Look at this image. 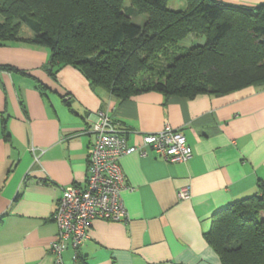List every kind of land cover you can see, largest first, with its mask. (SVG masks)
<instances>
[{
  "label": "crops",
  "instance_id": "obj_1",
  "mask_svg": "<svg viewBox=\"0 0 264 264\" xmlns=\"http://www.w3.org/2000/svg\"><path fill=\"white\" fill-rule=\"evenodd\" d=\"M48 58L22 39L0 44V264H54L53 212L64 187L85 183L89 128L100 111L124 128L129 145L169 124L192 155L170 162L146 147L121 156L127 219H93L78 253L89 264H221L203 233L216 209L264 179V88L117 99L71 65L52 77ZM73 254L65 248L62 264H74Z\"/></svg>",
  "mask_w": 264,
  "mask_h": 264
},
{
  "label": "trees",
  "instance_id": "obj_2",
  "mask_svg": "<svg viewBox=\"0 0 264 264\" xmlns=\"http://www.w3.org/2000/svg\"><path fill=\"white\" fill-rule=\"evenodd\" d=\"M43 1L0 0L3 18L13 17L0 22V44L22 39L44 47L52 77L71 65L91 88L117 99L149 90L191 98L264 88V2L182 0V8H170L169 0ZM139 14L142 23L133 20ZM21 24L30 37L18 36ZM188 34L204 42L180 52ZM203 236L221 264H264V179L252 194L216 209ZM79 246L74 264H89Z\"/></svg>",
  "mask_w": 264,
  "mask_h": 264
},
{
  "label": "built area",
  "instance_id": "obj_3",
  "mask_svg": "<svg viewBox=\"0 0 264 264\" xmlns=\"http://www.w3.org/2000/svg\"><path fill=\"white\" fill-rule=\"evenodd\" d=\"M89 130L94 134V140L88 148L85 183L64 187L53 212L58 227L57 238L50 244L54 264H62L61 252L65 248L76 249L89 237L88 228L93 219H127L121 196L127 187L118 164L121 156L134 151L145 154L146 147L170 162H184L192 155L185 136L169 124L159 131L142 134L141 141L133 145L127 144L124 128H118L101 111ZM178 195L183 199L188 193L179 190Z\"/></svg>",
  "mask_w": 264,
  "mask_h": 264
},
{
  "label": "rangeland",
  "instance_id": "obj_4",
  "mask_svg": "<svg viewBox=\"0 0 264 264\" xmlns=\"http://www.w3.org/2000/svg\"><path fill=\"white\" fill-rule=\"evenodd\" d=\"M46 3H47L46 1L38 0L37 6L40 7L39 5L46 4ZM124 4L129 5L130 4L129 0H124ZM183 4L184 3L182 0H169L168 1V7H170V8H182ZM49 7H52V6H49ZM3 16L4 15L0 14V22L5 23V21H12L13 20V17H8V19H4ZM144 19H145V15L139 14L136 17H134L133 20L137 23H142L144 21ZM10 29H11V27H10ZM18 30L19 31H17V34L19 37H20V35H22L23 37L27 36V35H32V31L28 27H26L24 24H21L18 27ZM24 39H26V38H24ZM202 40L204 42V36L203 35L188 34L187 36H185L182 40H180L178 42V45L180 47L179 51L183 52L189 46H191L193 44H198V43L200 44V43H202ZM149 75H151V73H150V71H147L145 73V78L149 77Z\"/></svg>",
  "mask_w": 264,
  "mask_h": 264
}]
</instances>
